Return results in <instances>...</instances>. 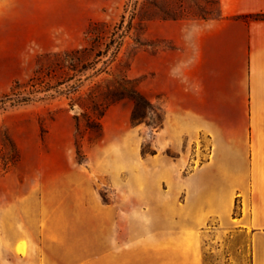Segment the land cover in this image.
<instances>
[{"label": "rangeland", "instance_id": "obj_1", "mask_svg": "<svg viewBox=\"0 0 264 264\" xmlns=\"http://www.w3.org/2000/svg\"><path fill=\"white\" fill-rule=\"evenodd\" d=\"M5 4L0 7V198L11 207L13 241L21 231L35 239L37 251L27 264H148L146 249L134 247L147 231L132 237L115 219L107 226L94 214L87 222L89 253L62 256L53 249L73 245L68 211L78 190L88 189L100 205L148 211L151 200L130 199L133 176L141 177L143 192L154 172L166 168L171 176L159 178L160 188L180 203L184 176L210 158V143L158 136L164 104L179 88L178 45L163 36L178 31L174 21L218 18L219 0ZM107 45V55L98 57ZM116 45L101 72L89 69L80 80H68L67 54L87 47L81 60L97 61L100 68ZM23 96L31 100L19 103ZM203 234L205 264H223L219 258L228 253L249 264L243 238L217 250L215 217ZM18 249L25 252V244ZM12 260L17 261L14 255Z\"/></svg>", "mask_w": 264, "mask_h": 264}, {"label": "crops", "instance_id": "obj_2", "mask_svg": "<svg viewBox=\"0 0 264 264\" xmlns=\"http://www.w3.org/2000/svg\"><path fill=\"white\" fill-rule=\"evenodd\" d=\"M5 2L0 0V7ZM219 6L218 18L174 21L178 31L164 33L178 45L179 88L164 104L165 123L157 132L171 133L173 141L205 138L210 158L184 176L178 204L160 188L159 178L171 176L166 168L154 172V182L143 192L141 177L133 176L130 199L148 198L153 203L148 211L100 205L88 189L78 190L68 211L73 245L57 246L54 254L89 253L87 222L94 214L107 226L115 219L132 237L147 231L134 247L146 249L148 264H205L203 231L215 217L217 250L227 240L243 238L249 264H264V18L258 17L264 14V0H219ZM6 202L0 198V264H13V255L14 264H27L37 251L35 239L21 231L13 241ZM145 219L148 224H140ZM20 243L25 252L18 249ZM237 258L228 253L219 260L241 264Z\"/></svg>", "mask_w": 264, "mask_h": 264}, {"label": "trees", "instance_id": "obj_3", "mask_svg": "<svg viewBox=\"0 0 264 264\" xmlns=\"http://www.w3.org/2000/svg\"><path fill=\"white\" fill-rule=\"evenodd\" d=\"M258 17L264 18V14L258 15ZM107 45L105 50H100L96 53V55L98 57L102 56V55H107V53L109 52L111 46ZM118 48V45H116V47H114L110 54V57H108L106 60H104L103 65L100 68H97L96 64L97 61H86V60H81V56L84 53L88 52V48L84 47L83 49H77L71 52V54H67V56L70 57V60H68L69 62V69L72 71V74L68 77V80H75L78 79L80 80L82 75H84V73L86 71H88L89 69H93L94 73H98L101 72L103 70L104 67L107 66V64L109 63V61L111 60V58L114 56V54L116 53V50ZM73 56V57H72ZM72 57V58H71ZM80 78H79V77ZM91 75H88L86 78H89ZM61 83V82H59ZM31 100L30 96H23L20 99H18L17 101L19 103H27ZM136 117V116H135Z\"/></svg>", "mask_w": 264, "mask_h": 264}]
</instances>
